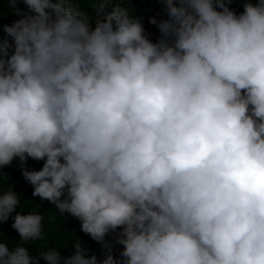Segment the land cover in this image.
Wrapping results in <instances>:
<instances>
[{
	"label": "clouds",
	"instance_id": "clouds-1",
	"mask_svg": "<svg viewBox=\"0 0 264 264\" xmlns=\"http://www.w3.org/2000/svg\"><path fill=\"white\" fill-rule=\"evenodd\" d=\"M23 2L0 39V169L99 251L33 256L45 218L10 186L0 264H264V0Z\"/></svg>",
	"mask_w": 264,
	"mask_h": 264
},
{
	"label": "trees",
	"instance_id": "trees-1",
	"mask_svg": "<svg viewBox=\"0 0 264 264\" xmlns=\"http://www.w3.org/2000/svg\"><path fill=\"white\" fill-rule=\"evenodd\" d=\"M147 3L149 0H140ZM79 8L83 12H91V7L98 3V0H75ZM116 0H110V5ZM16 7L19 9H27V5L23 0H16ZM21 18L20 14L13 8L10 0H0V39H9L3 28L4 24H12L15 20ZM30 169H39L43 166L42 160H35L29 157L28 165ZM14 187L17 192L22 193L21 208L18 211L35 210L40 211L44 215L45 236L42 241H35L29 245L30 253L33 256L39 254L40 249L48 246H58L63 256L71 255L75 249L71 246V241L80 239L82 246L88 249V255L98 253V248L87 233L81 230V221L79 218H72L70 213L60 214L58 207L48 200H42L39 196L32 198L33 185H31L23 176V169L16 161L11 166H5L0 169V189ZM14 215V214H13ZM12 219L7 222H0V239H6L10 243H15L19 237V233L12 226ZM68 245L65 247L64 244ZM41 264H47V261H41Z\"/></svg>",
	"mask_w": 264,
	"mask_h": 264
}]
</instances>
